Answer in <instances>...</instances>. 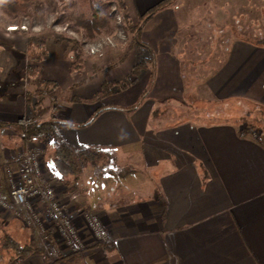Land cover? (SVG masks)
Instances as JSON below:
<instances>
[{"label": "crops", "instance_id": "0c3cea01", "mask_svg": "<svg viewBox=\"0 0 264 264\" xmlns=\"http://www.w3.org/2000/svg\"><path fill=\"white\" fill-rule=\"evenodd\" d=\"M7 1L0 0L1 16L6 18L11 15L2 14ZM123 1L128 16L137 22L161 0ZM175 1L134 31L128 53L120 49L111 53L114 58L106 54L97 60L88 53L82 62L69 41L50 37L40 48L41 38L22 31L8 34L0 21L3 195L9 197L8 175L17 170V152L30 143L20 134L26 110L33 121H55L59 140L77 149L98 150L106 160L111 155L116 164L107 168L87 164L67 183L45 173L56 184L59 199L74 207L76 223L81 225L80 210H91L102 218L111 237L104 246L91 244L68 252L53 264H264V138L245 133L241 124L196 122L171 109L172 102L191 94L192 85L182 70L183 53L176 50L181 6ZM228 2L233 0H222L217 13L225 16H215L221 20L214 33L227 21L220 34L229 35V45L219 65L195 80L201 82L195 93L201 90L221 104L264 107V41L233 36L240 29L239 16L254 18V0L245 1L248 10L242 15L230 13ZM244 30L254 29L247 25ZM210 48L208 57L218 49L214 42ZM39 49L42 56L36 53ZM120 52L123 55L115 61ZM146 58L153 62L154 74L142 70L133 75V67ZM28 65L34 69L25 88ZM134 105L135 110H126ZM131 154L137 164L126 166L138 169V179L148 176L145 189L119 182H105L102 188L96 184V170L120 169L125 165L120 156ZM0 210L8 234L22 243L37 242L32 228L12 208ZM36 247L39 253L20 258L17 264H42L41 248Z\"/></svg>", "mask_w": 264, "mask_h": 264}, {"label": "rangeland", "instance_id": "374dc122", "mask_svg": "<svg viewBox=\"0 0 264 264\" xmlns=\"http://www.w3.org/2000/svg\"><path fill=\"white\" fill-rule=\"evenodd\" d=\"M90 1L91 3L89 2L87 5H84L81 3V0H33L26 4V9H11L12 11L8 9L6 4V11H2V14L4 15L6 12L7 15H11L7 18L2 17L0 12V21L5 23L6 28L11 24L20 26L25 23L26 28L19 27L16 30L7 29L8 31L6 30V32L12 34L16 31H22L27 33L30 38H41L38 39V46L40 48L44 41L50 37H56L59 42L61 40L69 41L68 44L69 47L72 48L73 55H75V57L77 56V58L80 55V62L85 61L87 56H90L88 53L93 55L90 56L91 60L92 58L97 60L104 55L106 56V54L114 53L120 49L124 54L128 53L132 48L134 34H136L134 31L143 27L144 23L147 21L144 18L145 16H142L139 19L140 21L137 22L131 19L126 13V5L123 7L119 0ZM245 1L246 0H233L232 3L228 2L226 8L230 13L238 12L239 15H242L248 10ZM175 3L181 6L178 11L181 29L179 33L180 41L177 40L180 45L176 50L182 51L183 53L182 70L186 81L191 82L192 85L190 86L191 94H184L178 103L172 102L174 104H170V107L171 105L175 106V108H171L172 110L178 109L181 111L180 114L176 112L174 115L179 114L182 116V113H185L190 115V119L196 122H198V120H206L208 123L215 121H231L237 125H244L245 130L247 126L253 125L254 131L248 134H254L255 136L264 138V107L246 103L242 104V102L221 104L216 99H208L207 95L203 94L201 90H198L197 94L195 93L196 88L194 90V87H197V84L201 83L195 80L197 78H204L206 74L219 65L220 56L224 57L226 47L229 45V35L227 33L220 34V31L227 21L223 23L222 27L217 26V32L214 33L215 24H219L221 20L215 16H225V13L220 12V15L217 13L220 8H223L222 0H176ZM252 5H254V18L247 21L246 17L242 18L239 16L238 19L239 22H242L245 26L248 25L252 27L254 29L253 32L233 29V31L235 30L233 36L249 37L253 40L262 39L264 41V1L254 0ZM94 16L98 17L96 19L99 24L96 25L98 27L97 32L88 33L85 24L93 20ZM213 42L216 43L218 49L216 55L213 51L212 55L208 57V54L211 52L210 46ZM40 51L39 49L36 53L39 54ZM120 55L121 52L115 57V61L122 56ZM113 56L112 54L109 55L110 58ZM146 60L148 63L145 69L142 70H149L154 74L153 62H150L147 58ZM32 69H34V67L31 65L26 67L23 77V86L25 88H27L26 86L30 82L29 75ZM142 70L139 74H141ZM26 114L30 116L33 122V117L27 110L24 111L21 121ZM22 126L23 125H20V127ZM111 158L112 156L109 155L107 159L111 160ZM120 158L125 164L121 166L122 168H112L110 172L100 169L96 170L97 172L94 178L96 184L102 188L105 182L109 181L111 184L119 182L120 186L126 185L125 187L135 188L144 187L145 189L148 185L146 179L148 176L143 177V179H138V169H131L129 166L137 164L133 161L134 154L128 156L122 155ZM126 164L129 165L126 166ZM115 165L116 164L111 162V166ZM143 174L146 176L149 172H143ZM6 227V230H8L7 225ZM34 245L40 247L38 241ZM2 260L6 263L7 259L2 258ZM18 260H20V258H17L12 264H17Z\"/></svg>", "mask_w": 264, "mask_h": 264}, {"label": "built area", "instance_id": "2783aa9c", "mask_svg": "<svg viewBox=\"0 0 264 264\" xmlns=\"http://www.w3.org/2000/svg\"><path fill=\"white\" fill-rule=\"evenodd\" d=\"M26 28L11 24L8 30ZM88 45V44H87ZM32 122L24 115L22 125L27 128ZM18 167L10 171L9 197L2 193L0 180V209H13L24 224L32 228L41 248L42 264H52L68 252H80L91 244L106 245L111 237L102 219L92 211L80 210L81 225L72 216L71 207L59 199V190L47 172L45 145L30 142L17 152Z\"/></svg>", "mask_w": 264, "mask_h": 264}, {"label": "trees", "instance_id": "16d2710c", "mask_svg": "<svg viewBox=\"0 0 264 264\" xmlns=\"http://www.w3.org/2000/svg\"><path fill=\"white\" fill-rule=\"evenodd\" d=\"M31 1L33 0H9L7 1V7L10 11H12L13 9L24 10L26 9V4ZM89 2L91 3L90 0H81V3L84 5H87ZM119 2L123 7H125V3L123 0H119ZM169 3L170 0H161L150 7L144 14L145 20L151 18L156 12L166 7ZM93 18V20L85 24V28L88 33L97 32L98 27L96 25L99 24L96 19L98 17L94 16ZM246 26L242 24V22H240V29L244 30L246 29ZM137 44L139 46H144L141 41H137ZM43 53L44 51L41 50L39 52V55L42 56ZM147 63L148 61L146 59H143L140 63L136 64L132 69V74H139L142 69H145ZM133 81L131 80L130 82ZM117 84H120V87L127 86V84L124 82H117ZM137 107L138 105H134L130 108H127L126 110L131 112ZM20 124L22 125V121ZM253 128V125H249L247 126V129H244L243 131L246 133H252L254 131ZM20 134L22 136L21 139L26 143L41 142L45 144V160L49 172L51 173L52 177L65 183L69 181L68 178L70 176L77 178V175L84 169V166H86L87 164L107 168L111 165L112 162V160H106V156L98 150L77 149L70 143L59 140L55 127V121L53 120L46 122L33 121L27 128H24V126H22ZM0 228V234L4 230L3 234L0 236V250H2L0 251V264H12L17 258H25L31 254L39 253L40 249L34 245L33 241L22 243L15 239L11 234H8L5 230V227L2 226V221H0ZM2 258L7 259L6 263L4 260H2Z\"/></svg>", "mask_w": 264, "mask_h": 264}, {"label": "bare ground", "instance_id": "6f19581e", "mask_svg": "<svg viewBox=\"0 0 264 264\" xmlns=\"http://www.w3.org/2000/svg\"><path fill=\"white\" fill-rule=\"evenodd\" d=\"M17 29V28H16Z\"/></svg>", "mask_w": 264, "mask_h": 264}]
</instances>
